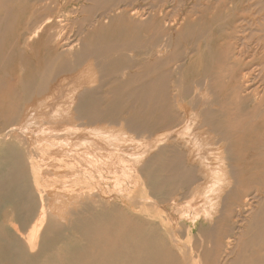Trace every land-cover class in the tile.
I'll return each instance as SVG.
<instances>
[{
  "label": "rangeland",
  "instance_id": "1",
  "mask_svg": "<svg viewBox=\"0 0 264 264\" xmlns=\"http://www.w3.org/2000/svg\"><path fill=\"white\" fill-rule=\"evenodd\" d=\"M132 8L145 12L147 17L151 14H158L159 17L153 18L152 21L143 25H132L130 28L126 18L115 20L108 32L110 34L105 31L108 35H101L98 39L85 40L92 47L127 42H133L138 46V50L135 49L134 52H128V50L124 52L135 56L132 58V65L127 69L129 75H123V77L120 75L115 78L108 76L101 81L96 78L92 83L88 81L86 84L83 83L84 86L95 89L99 110L109 109V111L117 113L101 117L100 120L93 123L80 117L77 120H66L67 122L64 119L61 121L49 120V125L45 120L46 117L43 116L42 119L45 120V123L47 122L48 126H45L46 124L43 122L42 127L31 126L27 132L26 136L29 141L30 137H34L31 142H34L36 132L38 137L36 140L49 139L53 136H59L60 139L70 138L68 145L64 144V146H56L58 145L57 141L53 138L56 145L48 149L49 152L43 156L45 161H41V169L44 171L42 174L44 184L41 185V188L45 203L48 205H51V200L54 198L56 207L61 206L59 203L61 198H66V201L81 202V205H78L74 210L75 214L66 217V219L64 217L62 219V215L59 216V219L62 220L56 219L55 215L52 216L57 220L56 223L54 225L47 224L42 228L38 244L31 251L27 244L29 234L27 232L31 223L39 216L38 188L31 177L25 147L15 138L5 139L4 134L7 127L14 123L13 121L16 123L15 115L13 116L11 112L20 110L25 105L20 99L21 91L16 86L20 79L17 64L22 61L25 65L23 79H32V82H38L39 72L53 51L48 52L43 47L40 48L39 38H36L29 46H25L24 33L46 15L55 16L60 11H65L72 20L67 25V29L76 32L78 27L89 28V21L95 17L106 14L112 16L114 11ZM108 19L110 17L106 21ZM161 43L167 45L163 54L168 56V61L166 60L158 69L167 73L171 79L179 77L183 87H187L191 91L204 92L206 89L207 96L208 94L213 96L210 98L213 101V107L220 111L217 112V115L221 126L217 131L206 128V125L200 127L196 124L193 128L195 132L200 128L197 136H200V132H202L203 137H198L199 141L205 136L201 143L206 145L202 144L200 150L203 149L204 153H207L208 150L209 154L206 155L210 158L209 160L212 158V162L215 160V156L227 158L231 156L235 160L232 162L237 174L235 183L233 182L235 188L225 200L222 219L215 228H212L213 238L207 248L211 255L203 260V264H222L220 255L227 247L225 245L227 238L238 237L242 230L239 227L241 221L238 219L248 217V212L237 211V205L242 197L254 195L258 196L254 199L264 197V0H0V264H157L164 250L171 247L172 238L177 239L182 250L195 248L196 243L193 238L187 237L186 230L196 232L197 228L194 226L200 223L205 213L202 204L203 206L204 202L208 204V200L199 202L197 210L185 207L184 202L190 198L188 196L189 186L185 181L191 179L192 175H196V170L193 169L189 172L191 168L185 165L186 154L183 152V148L174 143L167 144L165 141L166 144L157 146V148L153 147L148 153L145 151L143 158L137 164L138 168L134 166L136 160L133 158L138 154H143L144 146L151 143V139L147 138L166 133L181 121L185 110L188 113L191 109L187 100L182 102L184 108H177L176 103L173 102L174 90L172 87L168 88L167 101L169 103L164 104L165 108L162 110L153 111L148 101L143 102L137 90L134 97H129L127 94L131 87L126 86L125 77L133 76L137 82H140L146 76L144 73L151 64L156 69V65H153L154 54ZM30 48L33 49L30 50ZM78 74L79 72L74 71L61 76V78L67 76L65 81L72 83H68L69 86H66L67 82H61L53 90L55 91L52 96L54 99L49 101V107L55 108L57 105H62L63 101L67 99L68 93L71 92L72 86H75L80 80L74 78L78 77ZM54 100H57V103L56 101L52 102ZM111 107L116 110H110ZM124 120L139 122L146 129L143 133L138 134L131 130L128 132L121 125L122 130L119 122H124ZM70 123L71 127L80 126L83 129L94 125L96 128L106 125L105 129L102 128L105 133H99L103 132L101 129H99L101 131H97L98 133L96 132L102 139L99 135H96L97 138L92 134H85V131L77 132L78 134L75 131L71 133L64 129ZM107 127L113 129L110 128V130ZM36 128L38 129L36 130ZM119 128L121 133L126 136L119 133ZM51 129L53 131H50ZM141 129H143L142 126ZM204 129L205 132L206 129L209 131V133L206 132L209 135L204 134ZM125 130L127 133L124 132ZM42 134L46 136L40 137ZM47 135L49 136L47 137ZM83 136L88 139L89 143L93 140L91 144H82L83 147L86 145L84 150L89 147L86 152L91 156L83 150L82 145L73 146L75 149L72 147L73 138H83ZM106 137L110 138V141ZM174 137L178 136L172 134L168 139L171 140ZM103 140L104 142L106 140L108 144ZM94 143L98 145L91 147L95 145ZM111 143L115 147H119L121 155L118 148L114 147L113 149V146H110ZM80 147L82 150L79 149ZM95 147L103 148L106 151ZM206 147H211L212 150ZM63 148L66 150L63 151ZM70 148L76 153L65 152ZM78 149L80 152L83 151L82 156L85 152L87 158L81 157ZM59 151L63 153H59ZM214 151L218 153L215 154ZM53 152L57 155H54ZM149 152L151 153L149 154ZM78 155L81 157V162H73V160L75 161L73 158ZM72 156L74 157L72 158ZM103 156L105 158L108 156V158L104 159ZM70 157L73 162L72 166H59L58 159H67L70 162ZM92 157L95 160L92 161L90 159ZM82 158L89 161L86 163L84 159L82 162ZM178 159L181 160L180 163ZM50 163L52 166L49 165ZM88 164H92V166ZM48 172L49 174H47ZM129 172L131 173L129 174ZM60 174L65 177L59 178ZM45 178L48 180L46 181ZM126 178L129 179V183ZM103 181L109 183H101ZM117 182H121L119 186L122 185V187H118ZM133 183L135 184L133 185ZM136 185L138 188H135ZM78 187H83V189ZM113 188L119 190L115 191ZM120 190H122L121 193ZM127 190L129 191L127 192ZM53 191L54 193H51ZM112 191L114 194L111 193ZM47 193H51L52 197ZM101 193L107 197H102ZM119 194L122 196L119 197ZM59 195L63 196L58 197ZM144 196H148L150 203L151 201L153 203L140 211L131 198L133 197L135 202ZM99 198L105 203L93 202ZM106 198H112V200ZM172 201H174V205ZM206 204L205 207H207ZM179 205L181 207L183 205V209ZM254 205H256L255 202H253ZM48 210L52 211V208ZM56 210L53 209L55 214L61 211L60 209L57 210L58 212ZM182 210L184 211L182 212ZM53 211L52 213H54ZM196 211L198 219L193 222L190 215ZM173 212L175 213L173 214ZM181 214L184 216L181 217ZM178 215H180V219L177 218ZM46 216L45 222L50 218L49 213ZM235 220L237 222H234ZM182 224L189 225L191 228H181ZM203 245H207L206 240L203 241ZM241 249L240 245L237 248L238 257L245 262V257L251 255L252 251L247 249L242 252ZM238 251L229 255L225 264H229V260L236 257ZM263 253L264 250L258 251L259 255ZM188 264L196 263L190 260Z\"/></svg>",
  "mask_w": 264,
  "mask_h": 264
},
{
  "label": "bare ground",
  "instance_id": "2",
  "mask_svg": "<svg viewBox=\"0 0 264 264\" xmlns=\"http://www.w3.org/2000/svg\"><path fill=\"white\" fill-rule=\"evenodd\" d=\"M58 11H60V10H58ZM64 12L60 11L55 16H53V15L47 16L46 15L38 23L31 26L27 30V32L24 33L25 34V38H24L25 46H29L33 41H35L36 38L37 39L39 38L40 39L39 40L40 41V48L43 47L48 52L53 51V54H51V57L45 61L42 70L39 72L38 82H32V79H29V80L23 79L22 75L24 72L25 65L23 64L22 61L17 64V72H18L20 79H19V82H17L16 86H18L19 90L21 91L20 99L23 102V104L25 103V105H23V107L20 110L11 112V114L13 116L15 115L14 117L16 118V123H15V121H13L14 123L12 125H10L9 127H7L8 129L5 130V134H4L5 139H7L9 137L15 138L16 140H18V142L23 147H25V153L27 156V161H28L31 177H32V180H33L35 186L38 188L39 216L31 223L30 229L27 232V234L29 233L28 238H27V244L31 248L30 249L31 251H32V248H35L38 244L39 236H40V232H41L42 228H44L47 224H53L54 225L56 223L57 220H55L52 216L55 215L54 217H56V219H59V216L62 215L61 218L63 219V217H64V219H66V217H69V216H72L73 214H75L74 210L78 207V205H81V202H78L77 200H76V202H74L73 200L72 201H66L65 200L66 198L65 199L61 198V201L59 202L61 206L56 207L55 206L56 203L53 201L55 198L53 197L54 199L51 200L52 203L49 202V203H51V205H48L45 203V198H44L43 193H42L43 189L41 188V185L44 184L43 179H42V174L44 171H42V169H41V161L45 159V158H43V156L49 152L48 149L51 146L56 145V144H54L53 138L57 141L58 145H56V146H64V144L68 145V141H70V138L67 137L66 139L65 138L60 139L59 136L58 137L53 136V137H50L49 139H43V140L38 139L39 140L38 141V140H36L38 138L36 136V134H37V132H36V134H34L36 138H35L34 142H31V140H33L34 137H32L33 139L30 137V141H29L27 139L28 137L26 136L29 128L31 126L32 127L38 126L40 128L45 123L44 122L45 120H47L48 125H49L50 124L49 120H54V121H56V120L61 121L62 119H64L65 121L69 120V119L77 120L80 117H84V119H86L87 122L93 123L95 121L100 120L101 117L117 113L115 111H109V109H105L103 111L99 110V108L97 106L98 100L95 98V92H96L95 89L93 87L90 88V87L84 86L83 83L84 82H85V84L88 82L92 83L94 80H96V78H98L101 81V80H103L104 77L108 78V76L115 78V77L120 76V75L122 77H123V75H129L127 73V69L132 65V58L135 56L131 55L128 52H130V51L134 52L135 49L138 50V46L136 44H134L133 42H127V43H109V44H105L104 46H101V47H92L89 44H87L85 42V40L89 39V38L98 39L101 35L110 34L108 32H110L109 30L111 29V24L115 20H120L122 18H126L129 21V28H130V27H132V25L133 26L143 25V24H146V23L152 21L153 18L159 17L158 14H151L147 17L145 12L140 11L139 9H135V8L124 9L122 11L117 10L116 12L114 11L112 16L109 14H106L103 16H99L97 18L95 17L94 19L90 20L89 21V26H90L89 28L84 29V28L78 27L76 32H71V30L67 29V25L70 24L71 23L70 21H72V20L67 16V13L66 12L64 13ZM107 16L110 17V19H108L106 21V19L108 18ZM6 20H7V18H6ZM105 31H107L108 34ZM166 48H167L166 44H164V43L159 44L158 49L154 54L155 55V61H154L153 65H156L155 66L156 69H154V67L151 64V66H149L146 69V71H145L146 73H144V74H146V76L143 79H141L140 82H137V80L133 76L132 77L129 76L128 78L125 77L124 81H125L126 86L131 87V90H129V92L127 94L129 97H134L135 92L137 90V91H139V96L141 97L143 102L148 101L150 103V106L152 107L153 111L162 110L165 108L164 104L169 103L167 101L168 88L172 87L174 90L173 102L176 103L177 108L178 107L180 109H181V107L184 108V105L182 104V102L187 100L186 102L191 109H190V112H188V113H186V110H185V113H183V115H182L181 121L178 124L174 125L172 128H170L166 133H163L160 135H155L153 137H151V135H150L151 138L148 137L147 139H151V143H148V145H146V147L143 144V146L145 148V149L143 148L144 153L138 154V156L133 158L136 160L134 162V166L136 167L137 164L139 163V161L143 158L145 151H146V153H148V151H150L153 147L157 148V146L159 147L160 145H163L165 143V141H167V144L174 143V144H176V146L180 145V147L183 148V152H185V154H186L184 157L185 165L188 166L189 168H191V170H189V172H191L193 169L196 170V175H192L193 177L191 179H188L185 181V182H187V184L189 186L188 196H190L189 200L184 202L185 207H187L189 209L194 208L197 210L196 207H197L198 203L203 201V200L204 201L208 200L207 201L208 204H206V202H204L207 205V207H205V204H204V206L202 204V209L204 208L203 211H205V213H204V216L202 217V220H200V223L198 225L194 226L195 228H197L196 232L194 233L193 231H189V229L186 230L187 237L193 238V241H195V243H196L195 248H188V249L182 250L180 248V245H179L177 239L172 238V240H171V247L172 248L170 247V248H167L164 250V252H163V254H162V256H161V258L157 264H188V262L190 260L196 264H203V260H205L206 258H208L211 255L210 251L207 248H208V243H210L212 241V238H213V229L212 228H215L216 224L222 219L223 208L225 206V200L233 193L234 188H235L234 187L235 186L234 180H235V176L237 174L235 173L234 165L232 164V162H234L235 160L231 156L228 158L227 157H221V156H217V157L215 156V160L212 162V158H211V160H209L210 158H208L206 155V154H209L208 150H207V153L206 152L204 153V151H202L203 149L200 150L202 144H204V143H201V141L205 138V136L201 141H199L200 138L198 139V137H203L201 135L202 132H200L201 133L200 136H197V134H198L197 132L200 131L199 130L200 128L198 129L199 131L197 130V132H195L193 130V128L196 126V124H197V126H200V127L206 125L207 126L206 128H208L210 130L213 129V130L217 131L218 128L221 126L219 117L217 115L218 114L217 112H220V111H219V109L213 107V101H212V99H210L213 96H210L212 94H210V95L208 94V96H210L208 98L207 93L205 92L206 86L204 87V89H205L204 92L203 91H197V92L191 91L189 88L183 87L182 80L179 77L171 79L167 73L162 72L160 69H158V67L160 65H162L163 63H165L166 60L168 61V58H167L168 56L166 57L163 54V52ZM32 49L33 48H30V50H32ZM125 50L126 51L128 50V52L124 53ZM68 60H69V62H68ZM74 71L79 72V74L77 75L78 77L75 76L74 78L80 79L79 80L80 82L78 81V83L75 86L70 85V86H72L71 92L70 93L67 92L68 95H67L66 100L62 99V100H64L62 105H57V106H55V108L49 107V105H48L49 101L51 99H54V98H52V96L54 95V92H55L53 90L55 88H57V86L61 82H64L66 77H67L66 76V77L61 78V76L72 73ZM79 77H81V78H79ZM68 78H69V76H68ZM72 80H73V78H72ZM86 81H88V82H86ZM206 81H207V79H206ZM65 82H67V81H65ZM69 82L70 81H68L66 83L67 84L66 86H69L68 85ZM71 83H69V84H71ZM66 86L64 85V87H66ZM193 88H194V85H193ZM196 90H198V89H196ZM61 95H62V93H61ZM63 98H65V97H63ZM55 101L57 103V100H54L52 102L55 103ZM52 106H54V105L52 104ZM112 108L113 107H111L110 110H116V108H113V109ZM43 116L46 117L45 120L42 119ZM14 117H13V119H14ZM260 123H263V122H260ZM119 124H120V127L122 125V127H124L126 130H128V132H129V130H131L133 132L134 131L137 132L138 134H140V132L143 133V131L146 129L143 127V125L139 124V122H128V121L124 120V122H119ZM48 125L46 124L45 126H48ZM78 126H79V123H78ZM101 126L102 127L99 126L100 128L98 126L96 128L95 125L93 126L95 128H93L92 126H91L92 128L90 126L85 128L83 126L84 127V129H83L82 127L80 128V126L75 127V128L71 127V123H70V125H68L64 129L71 131V133H72V131H75L76 133L85 131L86 132L85 134H87V133L89 135L92 134L95 137L96 135H99L97 133L101 130L103 132H99V133H103V134L105 133L103 129H105L104 127L106 125H101ZM141 126L143 129H141ZM209 126L212 128H210ZM51 127H52V125H51ZM107 128H109V127H107ZM115 128H117V127H115ZM37 129L38 128H36V130ZM99 129H101V130H99ZM111 129H113V128H111ZM56 130L62 131V130H58V129H56ZM118 130L120 131L119 133H121L120 128ZM122 130H123V128H122ZM126 130L124 132H126ZM38 131H40V130H38ZM50 131H53V129H51ZM68 131H67V133H68ZM204 132H205V129H204ZM206 132L209 133V131H207V129H206ZM206 132L204 134H207ZM43 134L40 137H42ZM109 134H111V133H109ZM116 134H114V135H116ZM172 134L175 135L176 137L177 136L178 137L177 138L174 137L171 140H169L168 138H169V136H172ZM210 134L213 135L212 133H210ZM39 135H40V133H39ZM53 135H54V133H53ZM121 135H124V134L121 133ZM207 135H209V134H207ZM207 135H206V137H207ZM45 136L46 135H44L42 138H44ZM48 136L49 135H47V137ZM93 136H91V137H93ZM124 136H126V134ZM99 137H100V135H99ZM119 137H120V134H119ZM111 138H113V137H111ZM100 139H102V138L100 137ZM137 139H139V137ZM144 139H146V138H144ZM65 140H67V141H65ZM73 140L74 141L72 142V144H73L72 147L73 146L78 147V146H81L82 144L89 143L88 139H85L84 136H83V138H81V137L73 138ZM113 140H115V139H113ZM117 140H120V139H117ZM122 140H123V138H122ZM92 141H91V143H92ZM103 142H104V140H103ZM105 142L107 143L106 140H105ZM91 143H89V144H91ZM94 144L95 145H92V146L90 145V146L94 147V146L98 145L96 143H94ZM207 144H210V143H207ZM204 145H206V144H204ZM85 146L83 147V145H82L83 150H84V148H86ZM110 146H113V149L115 147V145H113V144ZM212 146H213V144H212ZM215 146L217 147L218 145L216 144ZM95 148L99 149V147L98 148L95 147ZM95 148H92V149L96 150ZM115 148L116 149L118 148V151H119L118 146ZM210 148L211 147H209L207 149L210 150ZM79 149H81V147ZM88 149H89V147H88ZM100 149L103 150V148H100ZM62 150L64 151L66 149L63 148ZM87 150H84V151L86 152ZM211 150H212V148H211ZM71 151H72V153L75 152V150H72L71 148H70V150H67L65 152L71 153ZM103 151H101V152H103ZM54 152H55V150H54ZM61 152L62 151H59V153H61ZM79 152H80V150L78 151V153ZM85 152H84V154H85ZM142 152H143V150H142ZM80 153H81L80 154L81 157L87 156L86 154L85 155L83 154V156H82L83 151ZM95 153H97V152L95 151ZM150 153L151 152H149V154ZM217 153L218 152H215V154H217ZM57 154H58V151H57ZM57 154L54 153V155H57ZM65 154H59V155H65ZM87 154L90 155V153H87ZM119 154L121 155V152ZM51 155H53V154H51ZM130 156H131V154H130ZM132 156L134 157V155H132ZM73 157L74 156H72V158ZM81 157L79 155L74 157L73 159H75V161L73 160V162L80 163ZM72 158L70 157L71 163L67 159L66 160L58 159L59 166H61V165L66 166V167L72 166V164H73ZM95 158L97 159L99 157H95ZM102 158L106 159V158H108V156H106V158L103 156ZM84 159L82 160V162L84 161ZM90 159H92V161H93L94 158L92 157ZM99 159H101V158H99ZM88 161L86 160L85 162L87 163ZM107 161H108V159H107ZM178 162L180 163L181 160L178 159ZM105 163H107V162L105 161ZM51 164L52 163H50L49 165H51ZM210 164H212V165H210ZM110 165H111V163H110ZM131 165H129L130 168H131ZM45 166H47V165H45ZM53 166H55V165H53ZM89 166H92V164ZM94 166H96V165H94ZM24 167H26V166H24ZM137 168H138V166H137ZM227 168H229V169H227ZM88 169H89V167H88ZM92 169H90L91 172H92ZM113 169H114V167H113ZM133 169H135V168H133ZM120 170H121V168H120ZM211 170H213V171H211ZM111 171H112V169H111ZM131 172H129V174ZM55 173H54V175L57 176V174H55ZM71 173L75 174V172H71ZM122 173H120V174H122ZM47 174H49V172ZM94 174H96V173H94ZM62 175H63V172H62ZM62 175L60 174L59 178H61ZM113 175H116V173L115 174L113 173ZM87 176H89V175H87ZM121 176H120V179H121ZM125 176H126V174H125ZM211 176H212V178H211ZM62 177L64 178L65 176H62ZM128 178H126V179H128ZM70 179H72V178L70 177ZM120 179H118V180H120ZM124 179H125V177H124ZM129 179L127 181L128 183H129ZM47 180L48 179H46V181ZM115 180H116V178H115ZM138 180H139V178H138ZM121 181H123V180L121 179ZM131 181H133V180H131ZM104 182L107 183L106 181H103L101 183H104ZM99 183H100V181H99ZM120 183L117 184L118 187H122V185L119 186ZM136 183H137V181H136ZM111 184H113V183L111 182ZM134 184L135 183H133V185ZM61 185H63V183ZM115 185H116V182H115ZM63 187H64V185L62 186V188ZM115 187L117 188V186H115ZM81 188L83 189V187H81ZM81 188H79V189H81ZM97 188H98V186H97ZM135 188H138V186L136 185ZM99 189H97V190L99 191ZM75 190L77 191L78 189H75ZM101 190H103V189H101ZM114 190L116 191L119 189H114ZM78 191H80V190H78ZM110 191H111V189L109 190V192ZM121 191L122 190H120V193H121ZM128 191L129 190H127V192ZM130 192H131V190H130ZM51 193H54V191ZM51 193H49V194L47 193V194L50 195ZM85 193H87V192H85ZM111 193H113V191ZM56 194H57V191H56ZM103 194H102V197L103 196L107 197L106 195H103ZM116 194H117V192H116ZM122 194H119V197H120V195L122 196ZM61 196H63V195H61ZM61 196L59 195L58 197H61ZM86 196H89V195H86ZM108 196H109V194H108ZM50 197H52V196L50 195ZM65 197H66V195H65ZM109 197H111V196H109ZM255 197H258V196L257 195H254L252 197L243 196L240 203L237 205V211L238 212H241V211L248 212V217L238 219V221H241V224H242V225L241 224L239 225V227L242 228V230L238 234V237H234L233 239L230 237L227 238V241L225 242V245L227 247L224 249L223 253L220 255L222 264H225V262H227L229 255H231L233 253H237V251H238L237 248L240 245L242 246V249H241L242 252L247 250V249H249V250L251 249V251H252L251 255H247V257H245V262H244V260H242V258L239 259V257H238L239 251H238L237 256L231 258L229 260L230 262L228 261L229 264H264V253L261 255L258 254V251L264 250V197H259L257 199H254ZM91 198H93V197H91ZM101 198H99L98 200H95L93 202L97 203V204L105 203L104 200H101ZM106 199L112 200V198H106ZM176 199H178V198L176 197ZM176 199H175V201H176ZM63 200H65V201H63ZM131 200L133 201L135 206H137L139 208L140 211H142L145 206H147V205L150 206V205H152L151 203H153L152 201L150 203L148 196L140 197L137 201L135 200V202H134L133 197L131 198ZM120 201H121V199H120ZM93 202H91V203H93ZM125 202H126V200H125ZM253 202H255L256 205L253 206ZM53 203H55V204H53ZM88 203H86V204H88ZM172 204L173 205L175 204L174 201H172ZM176 206H177V204H176ZM182 207H183V205H182ZM47 208L48 209L52 208V211H53V209L56 210L58 208L61 210L60 212H62V213L59 212L58 214L56 213L57 214L56 215L55 211H53L54 213H52V211L48 210ZM178 210H179V208H178ZM184 210H182V212ZM171 211H174V210H171ZM179 211L181 212V210H179ZM188 212H186V213H188ZM47 213H49L50 218H48V220H46V222H45V219L47 217L46 216ZM174 213L175 212H173V214ZM167 214H168V212H167ZM182 214H181V217L184 216ZM194 214L190 215V216H192V221L196 222L197 220H195V219H198V212L196 211V213H194ZM179 216L180 215H178L177 218H179ZM193 216H194V218H193ZM51 217H52V219H51ZM62 219H59V220H62ZM171 219H175V218H171ZM187 219H189V218H187ZM64 222H65V220H64ZM234 222H237V220H235ZM175 223H174V225H176ZM180 227L181 228H191V226H189V225L187 226L186 224H182ZM175 228H176V226L174 227V229ZM14 229L16 230V228H14ZM178 229H179V227H178ZM172 230H173V228H172ZM27 234H26V236H27ZM171 235H172V233H171ZM20 236H22V235H20ZM204 240L207 241V245H203ZM233 244L235 245L234 249H233V246H234ZM184 246H186V245H184ZM242 252H241V255H243ZM183 259H184V261L182 262Z\"/></svg>",
  "mask_w": 264,
  "mask_h": 264
}]
</instances>
